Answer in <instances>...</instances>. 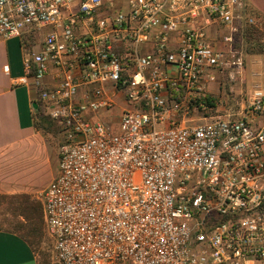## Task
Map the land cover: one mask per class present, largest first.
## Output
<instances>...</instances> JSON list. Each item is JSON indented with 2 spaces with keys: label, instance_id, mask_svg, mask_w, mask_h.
Segmentation results:
<instances>
[{
  "label": "built area",
  "instance_id": "2783aa9c",
  "mask_svg": "<svg viewBox=\"0 0 264 264\" xmlns=\"http://www.w3.org/2000/svg\"><path fill=\"white\" fill-rule=\"evenodd\" d=\"M241 9L0 0V39L47 31L25 66L63 138L42 193L57 264H264V91L237 105L211 90L243 68L220 47Z\"/></svg>",
  "mask_w": 264,
  "mask_h": 264
},
{
  "label": "rangeland",
  "instance_id": "374dc122",
  "mask_svg": "<svg viewBox=\"0 0 264 264\" xmlns=\"http://www.w3.org/2000/svg\"><path fill=\"white\" fill-rule=\"evenodd\" d=\"M240 23L239 26L232 28L233 39L231 44L222 41L220 47L228 51L232 47V51L237 52L236 59L241 58L243 60V68L238 74L234 73L235 70L232 69V78L229 75L220 74L219 83L211 87L216 96L222 99H231L232 103L237 105L251 97L256 89L264 91V87L257 82H253L251 85L243 82L244 68L252 64H259V58L264 57V16L246 9ZM224 34L229 35L226 31ZM247 55L252 57L249 58ZM123 108L124 105L119 103L114 111L105 115V121L117 127ZM232 108L237 109L239 106ZM40 121L41 134L51 151L45 144L31 141L20 157L14 161L11 169L12 174L19 180L20 184L27 188L25 191L16 194H0V230L11 231L24 236L38 255L39 264H57L53 253L54 242L46 229L45 222L40 234H30V228L18 215L22 213L21 207H19L22 201L9 198L26 194L30 197V203L41 205L43 208V190L52 179L54 170L56 173L58 172V153L63 140L60 129L53 120L46 116H43Z\"/></svg>",
  "mask_w": 264,
  "mask_h": 264
},
{
  "label": "crops",
  "instance_id": "0c3cea01",
  "mask_svg": "<svg viewBox=\"0 0 264 264\" xmlns=\"http://www.w3.org/2000/svg\"><path fill=\"white\" fill-rule=\"evenodd\" d=\"M240 1L241 20L246 9L264 16V0ZM240 21L235 26H239ZM46 32L35 38L27 35L25 39H0V194H16L26 190L27 187L19 183L11 169L29 142L38 141L50 149L41 134L40 120L43 114L39 105L38 109L34 108L36 90L29 86L31 77L25 66L27 51L33 48L39 51ZM258 61L257 65L244 68L243 82L247 85L257 82L264 87V57L261 56ZM52 82L53 76H49L47 83ZM55 175L56 170L47 187ZM0 264H39V261L34 248L25 239L14 232L0 230Z\"/></svg>",
  "mask_w": 264,
  "mask_h": 264
},
{
  "label": "trees",
  "instance_id": "16d2710c",
  "mask_svg": "<svg viewBox=\"0 0 264 264\" xmlns=\"http://www.w3.org/2000/svg\"><path fill=\"white\" fill-rule=\"evenodd\" d=\"M28 54V51H27ZM230 78H232V74H229ZM41 123V121H40ZM11 199H20L21 203V210L22 213L18 214L20 218H22L30 228L29 233L35 235L36 233L40 234L43 230V223H44V216H43V208L41 205H33L30 203V197L26 194L24 195H16L9 197ZM25 239L30 245L31 243L21 234L16 233ZM32 246V245H31Z\"/></svg>",
  "mask_w": 264,
  "mask_h": 264
},
{
  "label": "water",
  "instance_id": "95a60500",
  "mask_svg": "<svg viewBox=\"0 0 264 264\" xmlns=\"http://www.w3.org/2000/svg\"><path fill=\"white\" fill-rule=\"evenodd\" d=\"M34 108L38 109V104L37 103H34Z\"/></svg>",
  "mask_w": 264,
  "mask_h": 264
}]
</instances>
